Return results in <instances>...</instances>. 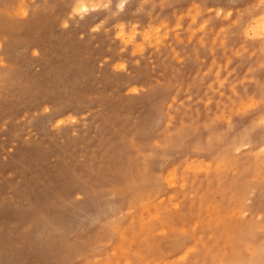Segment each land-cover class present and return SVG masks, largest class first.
Here are the masks:
<instances>
[{
  "label": "rangeland",
  "instance_id": "rangeland-1",
  "mask_svg": "<svg viewBox=\"0 0 264 264\" xmlns=\"http://www.w3.org/2000/svg\"><path fill=\"white\" fill-rule=\"evenodd\" d=\"M74 2L0 0V264H264V0Z\"/></svg>",
  "mask_w": 264,
  "mask_h": 264
},
{
  "label": "clouds",
  "instance_id": "clouds-1",
  "mask_svg": "<svg viewBox=\"0 0 264 264\" xmlns=\"http://www.w3.org/2000/svg\"><path fill=\"white\" fill-rule=\"evenodd\" d=\"M128 3L129 0H75L68 13V20L78 19L83 21L87 16L101 11L110 12L113 17H116L124 12ZM68 20L63 22V27L67 28L69 26ZM116 35L126 45H130L135 38V33L126 36L123 31L118 32ZM117 67L123 69L125 65L119 64Z\"/></svg>",
  "mask_w": 264,
  "mask_h": 264
},
{
  "label": "bare ground",
  "instance_id": "bare-ground-1",
  "mask_svg": "<svg viewBox=\"0 0 264 264\" xmlns=\"http://www.w3.org/2000/svg\"><path fill=\"white\" fill-rule=\"evenodd\" d=\"M197 7H198V6H197ZM196 9H197V8H196ZM210 10H211V9H210ZM237 10H238V9H237ZM172 13H173V12H172ZM198 13H199V12H198ZM241 16H242V15H241ZM241 16H240V17H241ZM242 17H243V16H242ZM260 17L263 18L264 15H263V16H262V15L259 16V18H260ZM192 18H193V17H192ZM205 18H206V17H205ZM257 18H258V17H257ZM262 18H261V20H260V19H256V20H253V22L250 21V22L248 23V24H249V25H248V28L251 27V28H252V32H254V33L258 32L257 29L259 30L261 24H263L262 22H264V19H262ZM236 20H237V19H236ZM258 22H259V23L261 22V24H259ZM252 23H255V24L253 25ZM256 23H258L259 25L257 26ZM160 25H161V24H160ZM162 25H163V23H162ZM263 25H264V24H263ZM158 26H159V25H158ZM253 26H254V27H253ZM256 27H258V28H256ZM261 27H262V26H261ZM249 29H250V28H249ZM260 29H262V28H260ZM120 30H121V29H120ZM131 30H132V29H131ZM133 30H134V29H133ZM262 30H264V28H263ZM158 31H159V30H158ZM248 31H249V33H250V30H248ZM131 32H132V31H131ZM154 32H155V31H154ZM191 32H192V31H191ZM260 33H261V31H260ZM147 34H148V33H147ZM250 34H251V33H250ZM250 34H249V35H250ZM258 34H259V33H258ZM144 35H145V34H144ZM253 35H254V34H253ZM262 35H263V34H262ZM155 38H156V40H157V36H156ZM159 38H160V37H159ZM159 38H158V39H159ZM160 40H161V39H160ZM154 41H155V40H154ZM155 42H156V41H155ZM157 42H160V41H157ZM245 49H246V48H245ZM257 51H258V50H257ZM212 52H213V51H212ZM212 52H211V53H212ZM219 69H220V68H219ZM199 71H200V70H199ZM187 78H188V77H187ZM194 78H195V77H194ZM219 82H220V81H219ZM222 82H224V81H222ZM225 82H226V81H225ZM219 84H220V83H219ZM251 98H252V97H251ZM251 101H252V100H251ZM251 101H250V102H251ZM255 102H256V101H255ZM255 102L252 103V104H255ZM252 104H251V105H252ZM243 106H244V105H243ZM263 106H264V105H263ZM261 108H262V107H261ZM262 111H263V110H262ZM57 118L59 119V116H58ZM257 118H258V117H257ZM58 119H57V120H58ZM57 120H56V122H57ZM57 123H60V121L57 122ZM228 134H229V133H228ZM129 136H130V135H129ZM218 136H219V135H218ZM216 139H217V138H216ZM226 139H228V138H226ZM245 139H247V138H245ZM240 141H241V140H240ZM237 143H239V142H237ZM235 144H236V143H235ZM240 144H241V142H240ZM240 144H239V145H240ZM133 145H134V144H133ZM133 145H132V146H133ZM145 145H146V144H145ZM239 145H238V146H239ZM137 147H138V146H137ZM146 147H147V146H146ZM144 151H145V150H144ZM155 157H156V155H155ZM145 161H146V160H145ZM147 162H148V161H147ZM193 162H194V161H193ZM142 163H143V162H142ZM148 163H149V162H148ZM144 164H145V163H144ZM144 164H143V165H144ZM148 165H149V164H148ZM145 166H146V165H145ZM199 166H200V165H199ZM135 175H136V174H135ZM137 177H138V176H137ZM148 177H149V176H148ZM159 178H160V177H159ZM172 178H173V177H172ZM147 179H148V178H147ZM141 181H142V180H141ZM147 181H148V180H147ZM168 183H169V182H168ZM122 189H123V188H122ZM122 189H121V190H122ZM180 191H181V190H180ZM119 192H120V191H119ZM138 199H139V198H138ZM156 199H157V198H156ZM168 199H169V198H168ZM158 200H159V199H158ZM158 200H157V201H158ZM159 201H160V200H159ZM172 204H173V203H172ZM240 205H241V204H240ZM173 209H174V208H173ZM185 209H186V208H185ZM194 223H195V222H194ZM194 223H193V224H194ZM178 225H179V224H178ZM158 226H159V225H158ZM171 226H172V225H171ZM167 228H168V227H167ZM158 233H159V232H158ZM263 233H264V232H263ZM109 250H110V249H109ZM249 251H250V249H249ZM251 254H252V253H251ZM211 255H212V254H211ZM256 256H257V255H256ZM180 257H181V256H180ZM258 257H259V256H258ZM235 258H236V257H235ZM173 260H175V259H173ZM181 260H182V259H181ZM219 260H220V259H219ZM143 261H144V260H143ZM170 261H171V260H170ZM141 263H142V262H141ZM212 263H213V262H212ZM222 263H223V262H222ZM234 263H235V262H234ZM250 263H251V262H250ZM252 263H253V261H252ZM223 264H224V263H223ZM238 264H239V263H238ZM240 264H244V263H240Z\"/></svg>",
  "mask_w": 264,
  "mask_h": 264
}]
</instances>
